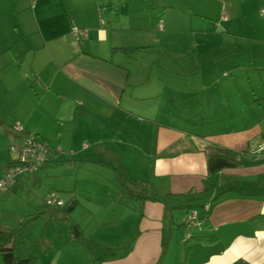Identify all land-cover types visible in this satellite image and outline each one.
<instances>
[{
	"label": "crops",
	"instance_id": "crops-1",
	"mask_svg": "<svg viewBox=\"0 0 264 264\" xmlns=\"http://www.w3.org/2000/svg\"><path fill=\"white\" fill-rule=\"evenodd\" d=\"M261 8L260 0H0V18L16 19L5 45L22 43L30 59L9 76L12 87L68 118L70 148L86 151L39 169L63 167L75 181L74 167L99 159L103 142L124 140L127 152L108 160L126 180L173 196L162 203L136 193L143 211L134 224L103 235L105 244L86 237L91 253L71 242L70 231L59 245L47 242L45 264H264ZM72 26L86 35L75 39ZM106 118L113 123L99 137L94 121ZM41 176L23 174L6 191ZM193 208L199 224H183Z\"/></svg>",
	"mask_w": 264,
	"mask_h": 264
},
{
	"label": "rangeland",
	"instance_id": "rangeland-1",
	"mask_svg": "<svg viewBox=\"0 0 264 264\" xmlns=\"http://www.w3.org/2000/svg\"><path fill=\"white\" fill-rule=\"evenodd\" d=\"M257 10L258 13L262 11L258 18L263 16L262 20H264V7ZM2 15L5 17L0 18V65L2 63L10 65L6 70L3 69L4 73H0V168L10 159L18 160V152L9 151L11 146L18 147L16 136L19 137L21 134L15 128L17 124L22 125L25 133L44 137V141L49 146L59 151L54 156L57 159L64 160L71 159L73 155H85L86 151L78 154L70 148V145L76 142L71 143V133L74 134V131H72V122H69L68 118L61 120L52 113L48 114L41 108L44 104L43 100H31L24 93V89L18 86L12 87L9 76L14 77L15 67L20 64L24 70L30 59L28 61V57L25 56L27 52L22 50V43L5 45L6 38L12 39L10 32H5L7 31L5 28L9 29V25H15L16 19L5 12ZM248 25L247 28H251L255 26V22ZM16 40L19 41V38ZM6 86L9 87L7 93L4 89ZM163 120L164 123L172 121L166 116ZM99 121L100 123L94 121L95 135L104 137L113 120L106 118ZM180 127L187 131L186 124L181 123ZM89 146L94 148L92 144ZM101 146L103 148L100 149L99 159H96L97 157L95 160L90 159L91 162L84 163L81 168L77 165L74 167L72 170L74 174L78 171L75 181H67L69 177L67 174H62L63 167H45L35 171L42 175L39 177V183L27 182L14 191H0V227L12 229L21 222H26L22 229L23 245L26 254L36 256V264L47 262L52 254L47 242L52 241L55 245L56 243L59 245L62 239H67L65 237L70 233V225L73 222L79 225L84 237L90 235L92 240L96 239L100 244H105L107 242L101 240L103 235L109 236L123 226L134 224L142 215V202L133 195L141 192L150 194V191H146L138 183L124 179L126 172L119 168L120 164L108 160L111 154H125L127 145L121 140L119 143L103 142ZM64 168L68 169V167ZM115 168L119 169L120 173ZM63 183L68 187L73 185L71 193L66 192ZM48 193H54L61 198L63 205L58 214L54 212L50 215L54 210L45 205L44 198ZM72 200L77 201L74 209L65 213L64 209ZM59 234L61 236L57 237Z\"/></svg>",
	"mask_w": 264,
	"mask_h": 264
},
{
	"label": "built area",
	"instance_id": "built-area-1",
	"mask_svg": "<svg viewBox=\"0 0 264 264\" xmlns=\"http://www.w3.org/2000/svg\"><path fill=\"white\" fill-rule=\"evenodd\" d=\"M260 13L262 14V11H260ZM161 27L162 26L160 24L159 28ZM70 31L77 40L81 36L86 35L85 30L79 29L75 26H72ZM15 128L18 132H22V126L20 124H17ZM82 148H86V145H83ZM9 151L18 152V160L11 162L5 168L0 178V191L9 190L16 184L18 178H20L23 174L32 173L39 167L43 166L48 161L52 150L43 139L30 133H23L18 147L11 146ZM44 201L45 205L49 207H60L63 205L62 201L59 200L53 193L47 194ZM208 208L209 204H206L204 207L205 211H207ZM198 213L197 209H190L182 218V223L185 225H198Z\"/></svg>",
	"mask_w": 264,
	"mask_h": 264
},
{
	"label": "trees",
	"instance_id": "trees-1",
	"mask_svg": "<svg viewBox=\"0 0 264 264\" xmlns=\"http://www.w3.org/2000/svg\"><path fill=\"white\" fill-rule=\"evenodd\" d=\"M260 6L261 7L264 6V0H260ZM20 133L23 135L22 132H20ZM33 135H35V134H33ZM37 137H39V136H37ZM49 147L51 148L52 151L49 155L48 161L45 164L52 161L54 156L57 155L59 152L56 149H54L53 147H51V146H49ZM86 148H87V146H86ZM86 148H84V149H86ZM8 165H9V163H8ZM43 166H41L39 168H42ZM115 170L118 171V173H120L119 169L115 168ZM124 179H127V178L124 177ZM240 183L242 184V182H232L230 184L237 185ZM137 197L139 199H141L142 201L149 199V200H153V201H159L162 203H166V200H172L173 199V196H171L170 194H158L155 191H150V194H145L144 196L137 195ZM75 203H76V201H74L72 204L67 206L64 209V212L69 213L70 211H72L75 207ZM54 208H59V207H54ZM193 209H197V208H193ZM25 223L26 222H21L17 227L12 228V229H5V228L0 227V264H36V259H37L36 256L26 254L25 246L23 245L22 229H23V225ZM70 231H71V235H72L71 242L80 245L87 252L91 253L92 249H93V241L83 236V232L80 229L79 225L77 223L73 222L70 225ZM164 252H165V248H163V250H162V253L160 255V259H162ZM95 264H105V263H103L99 260H95Z\"/></svg>",
	"mask_w": 264,
	"mask_h": 264
}]
</instances>
